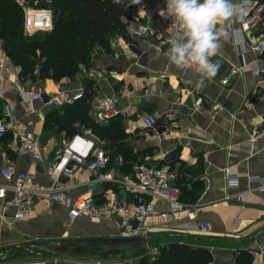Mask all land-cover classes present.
<instances>
[{"label": "crops", "instance_id": "0c3cea01", "mask_svg": "<svg viewBox=\"0 0 264 264\" xmlns=\"http://www.w3.org/2000/svg\"><path fill=\"white\" fill-rule=\"evenodd\" d=\"M145 1L148 0L141 3ZM135 12L140 17L139 24L148 28L143 37L137 38L143 54H136L124 38L114 36L111 42L119 41V47L102 51L93 66L81 67L75 79L65 78L60 84L51 79L37 83L51 95L58 91L74 94L84 89V80L93 82L95 97L88 115L96 123L99 101L112 98L118 102L120 116L115 123L125 129L126 142L137 157L133 167L137 164L162 166L167 163L164 154L171 153L174 163L169 165L179 174L177 186L180 168L183 165L185 169L191 168L187 172L188 190H195L196 200L189 204L199 206L198 220L210 224L211 231L186 234L179 230V225L186 221L174 222L152 229V246L166 245L176 250L182 244L204 247L213 255L211 264H237L239 251L262 250L258 264H264V186L259 183L264 179V75L258 76L247 67L233 76L228 85L222 84L231 69L242 63L257 62L264 69V53L241 51L231 40L224 39L218 54L212 58L219 64L217 74L210 80L205 79L203 87L198 89L200 74L193 69H177L165 55L169 28L148 9L139 6ZM241 24L237 21L232 27L239 28ZM259 42L264 43V18L249 35L250 44ZM4 53L0 46V57ZM7 87L8 94L0 98V115L3 104L11 103L18 125L0 140V170L10 166L27 171L33 175L36 185L51 186L54 181L45 163L33 166L30 154L18 152L17 134H36L41 152L51 157L63 141L82 134V128L75 126L74 134L61 130L57 120L59 116L64 117L62 108H48L37 102L36 112L29 114L17 89L12 85ZM198 99L202 103L196 107ZM143 116L154 117L157 128L144 133L136 130L135 125L140 124ZM108 146L109 142L104 139V148L110 156L112 151ZM123 164V158L115 156L106 171L115 172L120 180L133 181L134 170L131 174L123 173L120 169ZM227 171L238 178L237 185L228 184ZM76 172L71 179L62 178L60 185L70 188L74 196L86 195L88 174ZM0 184H7L1 174ZM94 189L99 201L112 195L127 202L133 198L127 190L109 182H95ZM155 206L162 211L169 210L161 201L155 202ZM2 207L0 200V264H141L144 251L140 250L115 255L96 249L88 254L58 256L46 249L47 246L76 249L90 240L120 238L119 219L71 220L64 206L54 204L46 208L36 198L32 213L22 220L15 218L14 208L3 212ZM152 238H156L154 244Z\"/></svg>", "mask_w": 264, "mask_h": 264}, {"label": "built area", "instance_id": "2783aa9c", "mask_svg": "<svg viewBox=\"0 0 264 264\" xmlns=\"http://www.w3.org/2000/svg\"><path fill=\"white\" fill-rule=\"evenodd\" d=\"M20 2V1H19ZM24 2H20L23 5ZM134 15L129 28V35L126 43L133 46L136 54L141 55L143 51L140 47L138 37H143L148 28L139 24L140 17L136 8L139 6L148 9L158 21L170 28L171 20L164 19L160 10L165 7V0H148L147 2L133 4ZM25 10V35L33 36L38 32H51L53 30V18L50 10H36L24 8ZM264 18V0H251L247 15L239 28H231V31H239L243 35V44L235 43L241 51L264 53V43H249V35L256 29ZM119 41L110 42V49H117ZM105 49L98 46L92 56L94 62L99 54ZM247 67L253 69L256 75H264V69L255 63H242L231 69L229 74L222 79L223 85H228L233 76L242 73ZM12 85L17 89L19 99L29 114L36 112V104L41 103L48 108H63L75 104L84 96V89L81 88L74 94L66 91H58L54 94H47L45 88L40 83H29L24 81L20 69L4 53L0 57V98L5 97ZM202 99H198L196 107L200 106ZM120 116L118 102L112 98H105L98 102L96 124L108 126ZM18 125L11 103L5 102L2 106L0 116V140H3L10 131ZM76 128H82V134H75L70 140L62 142V146L53 152V156L45 157L38 146V137L34 133H26L19 136L18 152L30 154L31 164L36 166L39 162H44L47 173L53 178L51 186H38L34 182L33 175L27 171H19L10 166L1 168L0 174L7 181V184H0V200L3 202L2 210L7 212L10 208L15 210L17 220L25 219L34 208V199L42 202L46 208H51L54 204L64 206L68 211L71 220L80 217L91 220H120L121 238H135L150 236L152 229L169 226L174 222H184L179 225V230L186 234L201 233L209 234L210 224L198 220L199 206L186 204L181 200V191L176 185L178 172L169 165L174 163L172 154H164L167 162L162 166H147L137 164L133 167V181H125L116 178L115 172L106 171L110 156L104 148V139L97 135L91 126H81L78 123ZM157 128V121L152 116H143L140 124L135 125V129L140 133L148 132ZM264 135V129H263ZM256 143L253 144V148ZM173 158V157H172ZM76 171H86L88 177L87 194L74 196L70 188L60 185L62 178L71 179ZM236 176H232L227 171V181L230 186H235L239 182ZM253 181V179H252ZM260 186H264V179L259 180ZM95 182H109L125 189L133 197L130 202L121 200L118 195H112L105 200L99 201L95 197ZM229 198V197H227ZM161 201L169 206L168 211L156 208L155 202ZM152 237V236H151ZM174 248V247H173ZM179 249V247H178ZM158 252V247L149 245L144 251V255L152 259ZM262 250L253 252L252 264H258L262 258ZM35 264H46L45 262Z\"/></svg>", "mask_w": 264, "mask_h": 264}, {"label": "trees", "instance_id": "16d2710c", "mask_svg": "<svg viewBox=\"0 0 264 264\" xmlns=\"http://www.w3.org/2000/svg\"><path fill=\"white\" fill-rule=\"evenodd\" d=\"M130 5V6H125ZM50 10L53 18L51 32L25 35V10ZM134 15L131 0L115 4L113 0H0V46L13 64L20 69L24 81L43 82L48 79L57 84L65 78L75 79L81 67L93 66L91 56L98 46L110 51L114 36L127 40ZM84 96L75 104L63 107L64 117H58L57 125L69 134L76 131L75 125L91 126L93 131L109 142L111 165L115 156L123 158L120 168L123 173H133L136 155L127 144L125 129L113 120L108 126H99L88 115L95 97L93 82L84 80ZM60 109V108H59ZM1 116V115H0ZM58 116V115H57ZM61 119V120H59ZM48 123V122H47ZM180 168L179 186L181 200L193 203L194 189L188 190L190 167ZM189 196V199H188ZM253 253L242 250L236 254L237 264H251ZM212 253L204 247L182 244L179 250L172 246H158L152 259L143 255L141 264H211Z\"/></svg>", "mask_w": 264, "mask_h": 264}, {"label": "clouds", "instance_id": "9594fccd", "mask_svg": "<svg viewBox=\"0 0 264 264\" xmlns=\"http://www.w3.org/2000/svg\"><path fill=\"white\" fill-rule=\"evenodd\" d=\"M122 4L124 0H113ZM141 0H131L139 4ZM251 0H165L159 14L171 20L168 49L165 55L177 69H193L200 74L197 88H202L205 79L213 78L219 64L212 58L218 54L222 41L231 37L243 44V35L231 31L237 21H244ZM130 6V5H125Z\"/></svg>", "mask_w": 264, "mask_h": 264}, {"label": "water", "instance_id": "95a60500", "mask_svg": "<svg viewBox=\"0 0 264 264\" xmlns=\"http://www.w3.org/2000/svg\"><path fill=\"white\" fill-rule=\"evenodd\" d=\"M151 236L135 237V238H115V239H97L90 240L86 245L76 249L54 248L47 246L49 253L58 256H72L80 254H88L93 250H105L112 254L125 251H146Z\"/></svg>", "mask_w": 264, "mask_h": 264}, {"label": "rangeland", "instance_id": "374dc122", "mask_svg": "<svg viewBox=\"0 0 264 264\" xmlns=\"http://www.w3.org/2000/svg\"><path fill=\"white\" fill-rule=\"evenodd\" d=\"M18 1H20V2H24L25 0H18ZM156 238H152V243L154 244L155 242H156V240H155ZM123 252H120V253H116L115 255H117V254H122ZM127 254H129V255H133L134 253L133 252H128ZM138 256V255H137Z\"/></svg>", "mask_w": 264, "mask_h": 264}]
</instances>
